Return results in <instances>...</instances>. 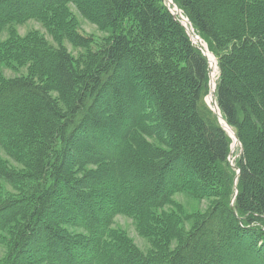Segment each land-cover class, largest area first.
<instances>
[{"label":"trees","instance_id":"obj_1","mask_svg":"<svg viewBox=\"0 0 264 264\" xmlns=\"http://www.w3.org/2000/svg\"><path fill=\"white\" fill-rule=\"evenodd\" d=\"M171 3L216 61L234 166L208 59L165 0H0V64L26 67L0 76V264H264V0ZM29 21L82 53L18 35ZM183 193L213 199L188 232L165 210ZM157 214L146 254L111 228Z\"/></svg>","mask_w":264,"mask_h":264},{"label":"rangeland","instance_id":"obj_2","mask_svg":"<svg viewBox=\"0 0 264 264\" xmlns=\"http://www.w3.org/2000/svg\"><path fill=\"white\" fill-rule=\"evenodd\" d=\"M165 5L169 8V11L174 16H176L175 12L177 10H176L175 6L172 5L171 0H165ZM70 9H71V12L73 13V15L75 16V18L77 19V21L79 23V29H80L79 31L81 34L92 35L98 39H101L105 36L103 33L98 31L94 25H92L91 23H89L86 20H84L83 18H81L73 6H71ZM178 16H181L180 12H179ZM185 26L188 27V24H186ZM16 32L18 33V35H21V36H25L26 33H30V32L31 33L38 32L40 35H43L46 42L54 48L58 47L57 41H59L61 44L60 46L66 48V50L73 57H77L78 54L82 53V49L75 48L70 43H68L67 40L61 39V41H60V40H57V37H55V39H54V37L52 38V36L49 34V32L47 30H45L44 27L37 21H29L24 25L16 26ZM190 37H191V40L193 41V43L198 45V43L196 41L197 39H195V37H193L192 35H190ZM6 38H7V31L6 30L0 31V41L5 40ZM200 49L202 52H204V54L207 53L206 45L203 42H201V48ZM211 58L213 60L212 63H214V65H215V62L213 59L214 57L211 56ZM212 63L210 65H212ZM210 68H212V66ZM212 73L213 72L211 70L210 75ZM25 74H26V67L24 65H22V66L13 65L12 67H3V65L0 64V76H3V78H5V79H10V78L25 75ZM213 76L216 77V72L214 74H212V77ZM210 80H211V77H210ZM214 80H215V78H214ZM210 84H211V82H210ZM211 91L212 90L210 89L209 94H211L210 93ZM209 97H210V95H209ZM209 97H208V99H209ZM239 148L240 147L238 145H234L231 148L232 149V155H231V158L229 159L231 166H234V164H235V158H236L238 152L240 151ZM2 157H3V159L6 158L4 155ZM9 165L12 167H20L18 165L14 166V164H11L10 162H9ZM2 191L5 193H3ZM12 193H14V189L7 186L4 182H2L0 180V195L12 194ZM1 199H2V197L0 196V200ZM99 200H101V199H99ZM105 200H106V203H109L108 201L110 200V198L108 196H106ZM212 200H213L212 198H206L203 200H196L187 194H184V193L178 194V195L173 197L172 206L167 207L165 210L171 212L173 215L176 216L175 219L177 221V224H179L176 227L179 226V228H181L182 231L188 232L190 229H192L193 224L195 223L197 217L206 213L211 208L210 203ZM97 201H98V199L94 202L95 203L94 206H96V207H94V209L99 208V206H97V205H99L98 202H100V201H98V202ZM107 207H109V205ZM137 222H136V220H133L132 218H128L125 216H117L113 220V226L111 228L121 230L125 235H127V237L129 239H131L133 241V244H135L137 246V248L141 252H143L144 254L148 253L149 251L151 252L153 250V246L156 244H157V246H161L159 239H157V237H155V239L152 241V240H150V238L148 236L144 235L145 232H143L146 230V232L150 234V231H148L149 228L151 229V227H154V228L158 229L159 223H160V219L158 217V214L155 218L153 225H151V220L149 218L142 220V221L137 220ZM156 234H157V232H156ZM1 236H2V233H0V238H1ZM176 244H177V240L171 238L167 247L169 250H172L176 246ZM5 252H6L5 245L0 242V259L1 260L4 258Z\"/></svg>","mask_w":264,"mask_h":264},{"label":"water","instance_id":"obj_3","mask_svg":"<svg viewBox=\"0 0 264 264\" xmlns=\"http://www.w3.org/2000/svg\"><path fill=\"white\" fill-rule=\"evenodd\" d=\"M176 8V7H175ZM176 12H175V14L178 16L179 15V10L176 8ZM181 14V13H180ZM180 17V20H181V24L185 27V29H186V31H187V33H188V35L190 36V35H192L193 37H195V39H197L196 41H197V43H198V45L201 47V40L199 39V37H197V36H195V35H193V30H190L188 27H186L185 25L186 24H189L188 23V21L187 20H185L183 17H181V16H179ZM191 38V37H190ZM203 54H204V52H203ZM206 57H207V53H205L204 54ZM210 65V64H209ZM215 66H216V62H215ZM210 67H211V65H210ZM216 70H217V68H216ZM211 76V75H210ZM211 82V81H210ZM209 86H210V84H209ZM212 95H213V98H214V104H213V106L212 107H210L209 106V104L207 103V101H206V99H205V102H206V104H207V106L213 111V113H215L217 116H218V120H219V123L222 125V127H223V129L225 130V132L228 134V129H230L226 124H225V122H224V120L221 118V116H220V114H219V111H218V108H217V105H216V102H215V84H214V89H213V91H212ZM231 130V129H230ZM232 131V130H231ZM233 132V131H232ZM229 135V134H228ZM233 136H234V140H235V142L238 144V146H239V143H238V140H237V138H236V136L234 135V132H233ZM231 138V137H230ZM241 150V149H240ZM231 155H232V149H231V152H230V157H229V159L231 158Z\"/></svg>","mask_w":264,"mask_h":264},{"label":"bare ground","instance_id":"obj_4","mask_svg":"<svg viewBox=\"0 0 264 264\" xmlns=\"http://www.w3.org/2000/svg\"><path fill=\"white\" fill-rule=\"evenodd\" d=\"M211 54H209L208 53V51H207V59H208V62H209V64H211L212 62H213V60H212V58H211ZM213 57V56H212ZM214 59V58H213ZM214 62H216L215 61V59H214ZM212 68H211V70H212V74H214L216 71V66L214 65V63H212ZM212 74H211V84H210V89L213 91V89H214V83H215V80H214V78H215V76H213L212 77ZM212 91L210 92L211 94H209L210 95V97H209V99H208V97L206 98V101H207V103L209 104V106L210 107H212L213 106V104H214V98H213V95H212ZM211 110V109H210ZM228 134H229V136L231 137V139H232V145H231V148H232V146H234V145H238L236 142H235V140H234V136H233V132L230 130V129H228ZM228 136V137H229Z\"/></svg>","mask_w":264,"mask_h":264}]
</instances>
